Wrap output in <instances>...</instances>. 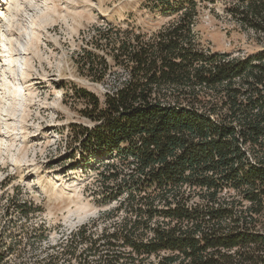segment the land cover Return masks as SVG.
Listing matches in <instances>:
<instances>
[{
    "label": "trees",
    "instance_id": "obj_1",
    "mask_svg": "<svg viewBox=\"0 0 264 264\" xmlns=\"http://www.w3.org/2000/svg\"><path fill=\"white\" fill-rule=\"evenodd\" d=\"M215 1L151 0L174 16L151 33L107 20L82 32L77 69L106 91L69 95L92 123L75 133L108 207L49 244L40 208L4 190L0 264H264V0H223L262 43L241 57L200 44Z\"/></svg>",
    "mask_w": 264,
    "mask_h": 264
},
{
    "label": "rangeland",
    "instance_id": "obj_2",
    "mask_svg": "<svg viewBox=\"0 0 264 264\" xmlns=\"http://www.w3.org/2000/svg\"><path fill=\"white\" fill-rule=\"evenodd\" d=\"M9 1L0 0V183L7 185L0 195L17 187L32 200L40 208L32 222L44 221L54 244L108 207L95 201L100 167L80 155L75 133L76 125L92 123L69 95L73 85L100 99L106 91L77 69L82 32L107 20L151 33L174 16L150 10L151 0ZM194 29L203 48L232 57L262 46L223 12V0L205 3Z\"/></svg>",
    "mask_w": 264,
    "mask_h": 264
},
{
    "label": "bare ground",
    "instance_id": "obj_3",
    "mask_svg": "<svg viewBox=\"0 0 264 264\" xmlns=\"http://www.w3.org/2000/svg\"><path fill=\"white\" fill-rule=\"evenodd\" d=\"M2 2H6L5 4H8V3H10V1L9 0H1ZM9 1V2H8ZM8 2V3H7ZM1 5V4H0ZM1 13L2 14H4L5 13V11L3 12V8H1V6H0V17H1ZM2 18H0V20H1Z\"/></svg>",
    "mask_w": 264,
    "mask_h": 264
}]
</instances>
